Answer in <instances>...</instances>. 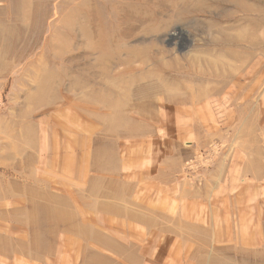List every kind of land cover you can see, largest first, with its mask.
Listing matches in <instances>:
<instances>
[{"label":"rangeland","instance_id":"rangeland-1","mask_svg":"<svg viewBox=\"0 0 264 264\" xmlns=\"http://www.w3.org/2000/svg\"><path fill=\"white\" fill-rule=\"evenodd\" d=\"M168 122L176 222L105 231ZM0 264H264V0H0Z\"/></svg>","mask_w":264,"mask_h":264},{"label":"crops","instance_id":"crops-1","mask_svg":"<svg viewBox=\"0 0 264 264\" xmlns=\"http://www.w3.org/2000/svg\"><path fill=\"white\" fill-rule=\"evenodd\" d=\"M167 124L166 131L167 129L168 131L166 134L168 140L163 143L165 155L162 152L161 159L157 160L159 158L157 157L155 161H150L151 168H149L146 174L142 175V177L149 176L151 178L150 181L153 182L151 187H149L151 194L149 195L148 192L146 194L148 197L147 205L143 203L145 199L144 195L125 194L123 196L125 198L119 204V208L108 210L105 207V210H101L103 216L99 217L97 221L104 222L102 226L105 231H120L127 239L129 235L133 236L134 232L148 228L150 223H163L170 220H172L171 222H176V201H171V199L177 197H181L182 199L185 193L190 192L188 189L190 188L189 179L187 176L181 175L180 166L185 162L184 159L187 160V157L189 159L192 158L196 151L194 148L192 149L194 145L183 150L184 148L181 146L180 141L191 140L193 141L192 144L200 145L202 143L205 145L210 137V133H192L190 130L185 132L187 128H181L180 130L177 128L173 129L172 122H168ZM220 161H223V158ZM250 175L251 172L249 170L248 176L250 177ZM192 191L198 195L202 193L201 188ZM104 195L106 197L107 193L105 192ZM182 211H180V214H183L181 218L186 219V213ZM181 218L179 217V220H182ZM149 231L154 232L153 229ZM140 236L144 237V231L141 232ZM128 240L131 239L128 238ZM126 243H129V241H126ZM120 244L122 245L123 242H120Z\"/></svg>","mask_w":264,"mask_h":264},{"label":"bare ground","instance_id":"bare-ground-1","mask_svg":"<svg viewBox=\"0 0 264 264\" xmlns=\"http://www.w3.org/2000/svg\"><path fill=\"white\" fill-rule=\"evenodd\" d=\"M148 2V1H147ZM125 3V2H124ZM131 16H133V15H131ZM133 22H135V21H133ZM130 31V30H129ZM182 31V30H181ZM150 32V31H149ZM126 35V34H125ZM177 36H178V33H177ZM123 37V36H122ZM177 39V38H176ZM155 55V54H154ZM138 57V56H137Z\"/></svg>","mask_w":264,"mask_h":264}]
</instances>
